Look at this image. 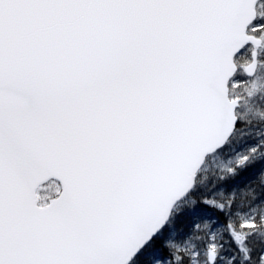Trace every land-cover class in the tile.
<instances>
[{
    "label": "snow or ice",
    "instance_id": "1",
    "mask_svg": "<svg viewBox=\"0 0 264 264\" xmlns=\"http://www.w3.org/2000/svg\"><path fill=\"white\" fill-rule=\"evenodd\" d=\"M0 264H264V0H0Z\"/></svg>",
    "mask_w": 264,
    "mask_h": 264
}]
</instances>
